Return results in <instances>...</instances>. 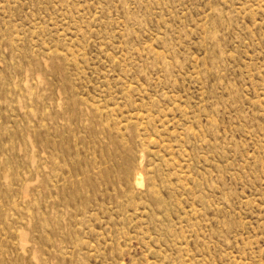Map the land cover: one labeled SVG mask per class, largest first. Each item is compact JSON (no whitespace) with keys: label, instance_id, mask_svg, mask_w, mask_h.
Here are the masks:
<instances>
[{"label":"rangeland","instance_id":"1","mask_svg":"<svg viewBox=\"0 0 264 264\" xmlns=\"http://www.w3.org/2000/svg\"><path fill=\"white\" fill-rule=\"evenodd\" d=\"M0 264H264V0H0Z\"/></svg>","mask_w":264,"mask_h":264}]
</instances>
